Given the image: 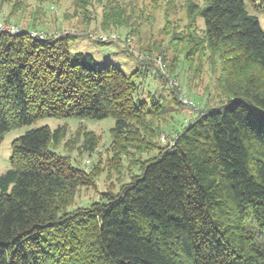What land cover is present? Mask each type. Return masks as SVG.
Listing matches in <instances>:
<instances>
[{
  "label": "trees",
  "instance_id": "trees-1",
  "mask_svg": "<svg viewBox=\"0 0 264 264\" xmlns=\"http://www.w3.org/2000/svg\"><path fill=\"white\" fill-rule=\"evenodd\" d=\"M189 15L204 21L201 38L183 37L190 54H219L227 101L143 160L119 191L72 210L70 194L92 181L56 152L64 127L15 138L0 176V264H264V29L245 0H192ZM76 38L0 33V141L45 117H112L119 150L151 143L140 132L165 105L139 94L148 66L127 74L101 65L70 50Z\"/></svg>",
  "mask_w": 264,
  "mask_h": 264
},
{
  "label": "rangeland",
  "instance_id": "rangeland-1",
  "mask_svg": "<svg viewBox=\"0 0 264 264\" xmlns=\"http://www.w3.org/2000/svg\"><path fill=\"white\" fill-rule=\"evenodd\" d=\"M191 1L0 0V21L44 30L52 37L76 34L77 38L70 42L73 53L89 52L101 65L111 62L127 74L144 63L148 67L137 78L141 86L139 94L156 95L165 105L163 112L159 111L162 106H158L155 115L146 117L150 121L148 130L142 129L140 133L150 137L151 143L142 140L141 149L130 146L119 150L120 145L113 142L112 117H45L13 128L0 141V176L10 168L15 138L43 125L51 129L64 127L65 136L56 152L68 155L74 165L90 174L92 181V185L79 186L70 194L68 208L86 207L100 200L104 192L119 191L139 173L143 160L158 154L159 148L172 146L178 131L190 121L225 103L229 94L222 84L219 54L202 49L192 56L188 41L183 38L189 32L201 38L204 29L201 17L189 15ZM193 1L199 6L206 2ZM245 3L264 29L259 0ZM184 94L196 101L198 112L184 106L181 101ZM257 240L264 243V236Z\"/></svg>",
  "mask_w": 264,
  "mask_h": 264
},
{
  "label": "built area",
  "instance_id": "built-area-1",
  "mask_svg": "<svg viewBox=\"0 0 264 264\" xmlns=\"http://www.w3.org/2000/svg\"><path fill=\"white\" fill-rule=\"evenodd\" d=\"M27 33L32 38H38V39H46L48 37H52V35L48 32H45L44 30H35L32 28H23L20 27L12 22H6V21H0V33H9V34H19V33ZM181 101L184 104V106L190 108L194 112H198V105L196 101H194L192 98H190L188 95L184 94L181 95ZM204 116L205 113H202ZM193 123V122H192ZM188 124L187 126H189Z\"/></svg>",
  "mask_w": 264,
  "mask_h": 264
}]
</instances>
